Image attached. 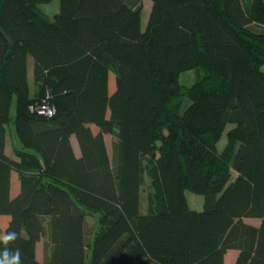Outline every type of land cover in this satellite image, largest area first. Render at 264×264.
<instances>
[{"label": "trees", "instance_id": "trees-1", "mask_svg": "<svg viewBox=\"0 0 264 264\" xmlns=\"http://www.w3.org/2000/svg\"><path fill=\"white\" fill-rule=\"evenodd\" d=\"M52 1L0 0L7 247L21 264H264V0H58L50 19Z\"/></svg>", "mask_w": 264, "mask_h": 264}, {"label": "rangeland", "instance_id": "rangeland-1", "mask_svg": "<svg viewBox=\"0 0 264 264\" xmlns=\"http://www.w3.org/2000/svg\"><path fill=\"white\" fill-rule=\"evenodd\" d=\"M40 7L45 12V14L50 19H52V17L58 12L59 2H58V0H54L51 3L46 4V5H42ZM149 12H150V2L147 1L146 4H143L142 9H141L140 23H141V29L142 30H144L145 27H146V24H147V21H148V17H149ZM32 65H33V62L29 58L28 59V68H29V70L32 69ZM179 81H180V83H182L185 86H191L193 84V81H194V75H193V73L191 71L184 72V73H182L179 76ZM113 90H114V78H113V75L110 74L109 75V92H110V94L113 92ZM186 104H187V102H186ZM91 130H92L93 133H97V129L94 126H91ZM104 141H105V144H106L108 155L110 157L111 156V137L108 136V135L104 136ZM220 147H222V144H221ZM8 151H10V154H11V140H10V136H9V141H8ZM185 197H186L188 205H189V207L191 209L199 210V211L202 209L203 203H204V199H203L202 196L194 195L191 192L186 191L185 192ZM244 222H246L249 225L251 224V226L258 225V220H255V219L244 220ZM40 253H41V247H40L39 254ZM84 256L85 255H82V260L85 259ZM233 256H234L233 253H229L228 254V256L226 258V263L227 264L232 263ZM84 262H85V260L82 261V263H84ZM86 264H87V262H86Z\"/></svg>", "mask_w": 264, "mask_h": 264}, {"label": "crops", "instance_id": "crops-1", "mask_svg": "<svg viewBox=\"0 0 264 264\" xmlns=\"http://www.w3.org/2000/svg\"><path fill=\"white\" fill-rule=\"evenodd\" d=\"M147 3V1H145L143 4H146ZM72 144H73V148H74V150L75 151H78V148H77V145H76V143L75 142H72ZM7 147H8V145H7ZM9 155H11L10 154V151H8L7 152ZM18 192H19V182H18V178H17V176L15 175V174H13L12 175V179H11V196L12 197H14L16 194H18ZM246 220H248V219H246ZM8 222H9V218L8 217H6V216H0V229L4 232L5 230H6V228H7V225H8ZM259 220H258V225H259ZM246 223V222H245ZM247 224V223H246ZM251 225V224H250ZM258 225H254V227H257ZM40 247H41V253L39 254V251H40ZM229 253H233L234 254V256H233V259H232V263H230V264H233V262H234V259H235V257H236V252H233V251H229V252H227V254L225 255V264H227L226 263V258H227V256H228V254ZM35 257H36V260L38 261V262H42V260H43V253H42V241H40V242H38L37 244H36V247H35Z\"/></svg>", "mask_w": 264, "mask_h": 264}, {"label": "clouds", "instance_id": "clouds-1", "mask_svg": "<svg viewBox=\"0 0 264 264\" xmlns=\"http://www.w3.org/2000/svg\"><path fill=\"white\" fill-rule=\"evenodd\" d=\"M18 238V234L13 232H7L3 236H0V241L3 242L5 248L0 253V264H21V253L19 249L11 250L7 246Z\"/></svg>", "mask_w": 264, "mask_h": 264}, {"label": "built area", "instance_id": "built-area-1", "mask_svg": "<svg viewBox=\"0 0 264 264\" xmlns=\"http://www.w3.org/2000/svg\"><path fill=\"white\" fill-rule=\"evenodd\" d=\"M33 111L40 117L44 119H50L55 115V109L50 104L48 98L41 100L33 108Z\"/></svg>", "mask_w": 264, "mask_h": 264}]
</instances>
